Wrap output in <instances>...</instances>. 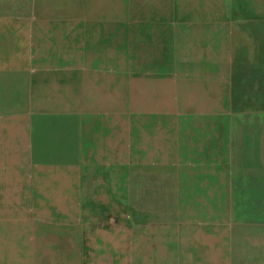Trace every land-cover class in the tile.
<instances>
[{"label": "rangeland", "instance_id": "obj_1", "mask_svg": "<svg viewBox=\"0 0 264 264\" xmlns=\"http://www.w3.org/2000/svg\"><path fill=\"white\" fill-rule=\"evenodd\" d=\"M22 1L0 0V264H264V0H162L145 17L135 0ZM78 2L120 23V53L101 50L74 106L60 78L84 61L63 54L57 107L29 90L44 79L28 31L78 29ZM141 94L160 104L146 120Z\"/></svg>", "mask_w": 264, "mask_h": 264}, {"label": "bare ground", "instance_id": "obj_2", "mask_svg": "<svg viewBox=\"0 0 264 264\" xmlns=\"http://www.w3.org/2000/svg\"><path fill=\"white\" fill-rule=\"evenodd\" d=\"M20 1H22V0H20ZM195 1H198V0H194V2ZM78 3H79V7L81 8V11H83L84 13H89V12H86L85 9H88L90 12H92V13L87 15V16H90L92 18V19H89L88 21L84 20V18L87 17V16H85L84 18H82L79 21H78L79 18H77V17H80V16L75 17L77 19V21H74V23L77 24L78 29H76V30L72 29L71 27H72L73 24L71 22H70L71 24L70 23L68 24L66 21H60L61 22V28L60 29H55V30H52V29H37L36 27L38 26L39 23L38 24L32 23V25H31V27H29V31H28V38L31 41V47L34 46V48H35L34 51L39 52V57L42 60V62H41L42 66L39 69V74L44 79V80L41 79L38 82L35 81L36 79H34V82H33V80L29 81L28 82L29 90H30V92L32 94H34L36 91H43V92H45V94L50 95L53 98V101L56 102L54 105L57 106V107H60L64 103L63 102V96H62V95H64V91L62 90V87H63L62 83L59 80H57V79H53V74H54V70L55 69H57L56 71L59 70V72H60V70L62 71L63 68H61V66L64 65L63 64V60H62L63 54L68 53V54H70L69 55L70 57H72L73 59L76 60V58L80 55L79 50H81V57L83 58V61H84V65L82 67H77L76 68V70H78V71L80 70L81 71L79 73V75L75 74L73 70L69 71V69H66V70L64 69V71H63L64 74L60 78V79H64V82L66 84L68 83V86L66 88V92H65L64 97L68 101V103H69L68 105L74 106L73 102H74V100L76 98V93H78L77 95H78L79 101L81 102L79 105H84V104L87 103V95H86V93H87V90L89 89V85H90L89 74H94V75L97 76V71H96V69L94 67H91V64L92 63L97 64V57H98V60L103 61V59L105 57V53L104 54H100L101 50L104 49L106 54H109V55L112 54L114 56H117L120 53L119 41H121L120 40V38H121L120 36L123 35V34H119L117 29L116 30L112 29L115 25L111 28L112 30L109 31L107 29L108 26H111V25L116 24L118 22H112L111 20H109V18H105L103 21L97 22V3H89V2H78ZM1 4L2 3H0V5ZM31 4L32 3H29V2H26V1L14 3L13 4V8H12L10 13H12V14L27 13V11H30ZM72 5L73 4L66 3L64 0H54L52 2H43L42 3V6H43L42 10L46 11L47 7L49 6V7H52L53 9H55V10H58V11L62 12L63 9H66V8L72 6ZM133 6H135V3L133 4ZM74 7H76V5H74ZM112 7L115 8L114 10H116L118 5H112ZM71 10L72 9H70V11ZM194 12H195V10H194ZM119 24L120 23H118V25ZM64 26H66V28L70 31L69 32V33H71L70 37L71 36H76V43L71 42L69 40L70 38L67 39V41L65 39H63L64 36H66L68 38L67 34L63 32V31H65L64 30ZM124 32H126V30H124ZM57 41L64 43L67 48L63 49L61 51H57L55 46H54L53 51H51L49 49L50 46H51V43L52 42L57 43ZM80 46H81V49L79 48ZM49 50H50V54H49ZM51 55H52V57H51ZM124 59H125L124 64L127 65V63L129 62L130 58H127L125 56ZM113 74L121 75L122 79H125L127 77V73H124V74L113 73ZM31 77H32V75H31ZM136 77H138V76H136ZM32 79H33V77H32ZM68 87H71L72 90L70 91L68 89ZM127 91H128V88L126 86V93H127ZM129 95H130V92H129ZM132 98H133V96L130 95V99L127 98V103ZM151 99H152V101L148 100L146 98H143V95L141 96L140 99H138V100L144 102V104H143V102H141V106H143V107L146 106L147 101H150V103H148L149 105L147 104V108L144 109V113L142 112V114H140L143 120H146V114L148 113L149 109H155V108L159 107V105H160L158 102L155 101L154 98H151ZM94 104H96V103H94ZM65 107H67V104H66ZM155 115H157V114H155ZM160 116H161V114H160ZM131 117H132L131 116V112L129 111V113L126 116H124L122 118V120L120 121V126L123 127L125 132H127V129H129V127H130L128 123L130 121L132 122ZM151 118L153 119V117H151ZM167 124H169V123H167ZM169 126L172 127L171 124H169ZM127 136H129V135H127ZM163 137H164V135H163ZM145 142H147V141H145ZM147 147H149V146H147ZM159 153H161V152H159ZM153 154H155V153H153ZM170 161H171V159H170ZM137 168H138V166H137ZM127 201H128V199H127ZM15 250H16V248H15ZM127 254H128V252H127ZM170 261H173V260H170Z\"/></svg>", "mask_w": 264, "mask_h": 264}, {"label": "crops", "instance_id": "obj_3", "mask_svg": "<svg viewBox=\"0 0 264 264\" xmlns=\"http://www.w3.org/2000/svg\"><path fill=\"white\" fill-rule=\"evenodd\" d=\"M134 3H135V7H136V14H135L136 17H145L146 14L150 15V16H158L159 14H161L163 12V11H161L163 8L161 6V5H163L162 0L156 1L154 7L148 5L147 3L145 4V0H135ZM55 138H57V136ZM55 138H51V139L55 140ZM0 180H1V177H0ZM0 195H2V194L0 193Z\"/></svg>", "mask_w": 264, "mask_h": 264}]
</instances>
